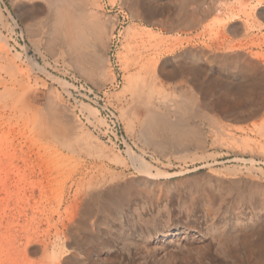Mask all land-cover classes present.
Segmentation results:
<instances>
[{
    "label": "bare ground",
    "instance_id": "1",
    "mask_svg": "<svg viewBox=\"0 0 264 264\" xmlns=\"http://www.w3.org/2000/svg\"><path fill=\"white\" fill-rule=\"evenodd\" d=\"M54 1L57 2V0ZM173 1L165 0L161 3L158 0H133L130 14L136 17L142 13L149 22L160 27H168V29L177 21V24H181L184 29L181 33L185 37H163L155 30L128 26L122 36L117 59L114 56L113 71L115 72H112L107 65V59L103 54H92L87 58L85 49L81 45H89V39L94 37L105 49L109 30L108 25L105 28V24L91 20L86 15V10H83L82 3L77 0H74L76 4L79 3L77 5L79 13L76 12V16L67 15L65 8L55 10L57 16L52 24L51 38L47 40V46L48 49L53 50L56 45L55 38L66 37L61 40L75 57L74 59L89 60L87 64H79L78 69L85 79L97 86L98 92L105 91L104 95L108 97L110 91L121 88L118 98L121 102L125 98V101L119 107V116L127 131L135 134L136 140L142 146H153L159 152L157 156L175 154L178 161L191 159L193 163L195 157L187 154L190 143H195L191 145L198 146V149H203L205 145L203 128L198 123L193 127L188 122L191 117L200 118L204 115L199 103L184 96L179 104L180 111L173 113L172 118L169 114L153 110L151 108L154 105L152 104L153 90L146 84L142 74H147L149 68L154 69L156 66L167 76L182 74L189 77L197 75L199 71L201 82L195 85L199 86L200 92L209 96L208 100L213 99L207 102V105L217 106L234 120H241L246 115L255 114L258 109L255 101L263 100L264 68L257 62L244 57L243 54H214L210 53L206 46L205 49H187L176 55L174 60L166 58L159 62L162 55H172L185 43L206 36L204 30L195 33L189 31L196 21L194 16H180L181 10L174 12L175 14H169L168 8L162 6ZM246 1L249 0L238 2L245 5ZM254 1L264 5V0ZM20 7H24L21 15L18 13L20 20L23 22L31 19L30 9L25 8L23 4ZM243 8L246 10L245 6ZM233 14H235L233 7L229 9V12L224 13L228 17ZM257 14L263 22H257L259 36L255 38L257 48L255 55L264 62V7L258 10ZM2 18L3 15L0 13V20ZM63 27H66L64 31ZM237 29L238 27L234 30ZM34 32L29 29L31 36ZM117 33L121 34L120 31ZM222 36L225 37L224 34ZM115 43V36H113L109 53L115 51ZM213 46L216 50H222L223 48L236 49L241 44L217 39L213 42ZM91 67L95 68L96 73L91 70ZM122 72L125 76L124 84ZM105 82L107 83L101 88L100 84ZM67 85L73 87L71 83ZM218 90L220 92L216 93ZM23 94L15 95L14 99L22 103L26 102ZM113 99L115 100L114 96ZM246 101L249 102L247 108L242 110V103ZM69 108L78 119L79 116L75 113L76 107ZM79 108V112L84 116L82 115L83 118L78 121L80 123L83 121L84 126L93 128L97 134H101L104 121L98 118L99 125L102 123L98 127L89 120L90 116L85 115V113L92 114L95 110H90L84 104H79ZM26 111L16 122L22 129V134L3 136L0 148V185L11 199L10 218L17 221L16 225L19 229L17 233H21L18 247L20 257L22 256L21 264H121V250L150 255L157 260V264H172L179 252L183 250L190 252L197 246L194 240L195 235L190 234L188 229L181 230L176 225H169L168 219L160 213L145 220L139 212L135 221L129 219L125 221L120 211V201L128 200V195L131 194L129 192L135 190L140 195L150 198V204L154 205L160 196V187L163 184L160 180L195 172L198 168L187 171V164H178L179 170L168 173L152 167L144 159L146 148L139 147L141 153L138 155L128 146L126 153L136 164L138 174L130 180H122L124 177H121V174L108 168H101L86 160L87 158L81 157V152L76 149L78 142L73 134L75 123L65 107L48 105L40 115L38 110ZM140 115L144 119L141 120ZM138 126L141 130L136 131ZM242 137L244 136L236 138L233 134H228L223 139H213L212 144L218 143L219 146L228 147L231 143H242ZM31 154L34 156V162L29 160ZM213 165L215 164L205 166L210 169L208 174L217 173L211 169ZM237 169L247 174L257 173L260 170L264 174L262 167L257 166L250 159H244L243 155L240 159L234 160V165L225 167L224 171L235 173ZM229 179L232 180H229L230 182L224 179L223 181L217 179L207 181V183L211 181L213 183L209 193L214 194L218 189H221L224 194L234 193L239 188V182L233 180L235 178ZM197 180L196 176L183 177L175 184L186 187L188 196L194 200L200 191ZM235 194L236 200L240 198V195L251 199L256 195L264 197L260 188L249 189L247 196L242 192H235ZM204 196L209 197L206 193ZM113 222L116 224L113 225ZM142 225L143 228H140ZM249 228V234L256 236V241L262 234L264 235V221ZM232 229L235 232L227 237L226 227H220L217 230L210 227L209 250L213 243L217 246L215 251L220 258L230 256L237 261L234 256L235 246L242 236L236 230V226ZM256 241L248 240L247 244H255ZM258 242L264 244L262 239ZM247 253L249 260L254 258L258 261L257 264H264L263 249L249 248Z\"/></svg>",
    "mask_w": 264,
    "mask_h": 264
},
{
    "label": "rangeland",
    "instance_id": "2",
    "mask_svg": "<svg viewBox=\"0 0 264 264\" xmlns=\"http://www.w3.org/2000/svg\"><path fill=\"white\" fill-rule=\"evenodd\" d=\"M60 1L0 0V13L3 15L2 20H0V148L3 136L22 134V129L16 122L27 112L26 110L33 112L38 110V114L40 115L48 105L63 106L75 123L73 134L74 139L78 142L76 149L78 152H81V157L83 159L87 158L86 160L97 164L101 168H108L115 173L121 174V177H124L122 180H130L137 177L138 174L136 164L129 159L126 153L128 146L129 149L138 155L141 153L139 147L146 148L144 159L152 167L168 173L179 170L178 164H187V171L198 168L195 172L185 173L167 180H160L163 184L160 187V196L154 205L150 204V198L140 195L135 190L129 192L131 194L128 195V200L120 201V211L124 215L125 221L128 219L135 221L136 215L139 212H141L145 220L160 213L164 218L168 219L169 225H176L181 230L188 229L190 234L196 236L194 239L197 244L196 249L194 248L190 252H186L185 250L179 252V255L173 260L172 264H257L258 261L254 260L253 256L252 260L248 259L247 251L249 248H261L264 251V244L258 242L260 239L264 241V235L262 234L258 241H256L257 237L249 234V226L252 227L256 223L264 221V197L256 195L255 198L251 199L248 198L247 193L249 189L258 188L262 189V193H264V174L260 170L257 173L247 174L240 169H237L238 171L235 170V173H233L232 171H224V168L234 165V160L236 158L240 159L243 155L244 159H250L257 166L264 169V95L261 102L255 101L258 105L255 114L246 115L241 120H234L223 110L217 108V106L210 107L209 104L207 105V102L213 101V99L208 100L209 96L198 90L199 86L197 85L201 82L199 71H197V75L189 77L182 74L167 76L157 66L154 69L149 68L147 74L142 75L146 84L153 90L154 100L152 104L154 105L151 107L153 110L169 114L172 118L173 113L180 111L179 104L184 96L199 103L200 110L204 115L200 118L191 117L188 122L193 127L198 123L203 128L202 132L205 136L204 148L198 149V146L191 145L195 143H190L187 154L195 157L192 163L191 159L178 161L175 158V154L171 156H157L159 152L153 146H142L136 140L135 134H130L127 131L124 122L119 116V107L125 101V98L123 102L118 98L121 88L110 91L108 97L104 95L106 105L116 112L122 126V131L129 142L124 149L117 148L102 139L100 134H97L93 128L84 126L82 124L84 123L83 121H81L82 123L78 121L84 116L79 112V104H84L90 110H95L94 112L92 111V114L85 113L86 116H90L89 120L95 125L97 124L98 127L102 125V123L99 125V119L102 121L103 118L99 115L96 103H91L85 99L83 92L77 87V83L82 82L97 92L98 88L95 84L85 79L79 72L78 65L87 64L89 60L82 58L74 59L75 57L71 55L62 41L66 37L55 38V48L53 50L48 49L47 40L51 38L52 24L57 16L55 10L65 8L67 15L76 16L77 9H79L77 5L81 2L83 10H86V15L91 20L99 22V24H105V28L108 25L109 39L107 40L105 49L101 47L100 42L95 40L94 37L89 39V45L82 44L81 46L85 49L87 58L91 57L92 54L105 55L107 65H109L112 72H115L113 71L114 56L117 59L122 36L128 26L133 25L145 30H155V32L162 34L163 37H185L181 33L184 29L181 24H177V21L173 23V27L168 29V27H160L149 22L142 13H139L136 17H132L130 10L133 0H77L78 4L74 0ZM63 1L64 3H62ZM158 1L163 3L165 0ZM238 1L174 0L168 5H162L166 9L168 8L169 14H175L174 12L177 13L178 10H181L180 16H194L196 21L189 31L195 33L204 30L206 36L205 38L185 43L172 55H162L159 62L166 58H173L174 60L176 55L185 52L187 49H205L208 47L206 49L214 54H243L244 57L257 62L264 68V62L255 55L257 52L255 38L259 36L257 22H263L257 13L264 5L254 0L246 1L245 5ZM21 4L24 6L25 4L28 5V8L32 12L31 19L23 22L19 19L16 12L17 6ZM243 6L246 7V10H244ZM231 7L234 8L235 14L229 17L228 15H224L225 12H229ZM236 27L238 29L234 30ZM29 29H32L33 32L35 30L33 36L29 34ZM64 29L66 27L62 28L63 31ZM117 31H120L121 34L117 33ZM222 34L225 35L224 38L226 40L237 45L241 44V46L236 49L223 48L222 50H216L213 42L217 39L219 41L225 40ZM113 36H115V45L117 46H115V54L114 52H108ZM91 70L96 73L95 68L91 67ZM124 78L123 73V84ZM107 82L100 84V87L103 88ZM67 83L73 84V87H69ZM219 92L220 90L216 91V93ZM22 93H24L23 95H25L26 100L23 103L14 99L15 95ZM247 103L249 102L242 103V110L247 108ZM259 103L261 104L259 105ZM73 106L76 107L75 113L79 116L78 119L69 108ZM140 119L144 118L140 115ZM139 130H141L140 126L137 127L136 131ZM228 134H233L236 138L244 136L242 137L243 142L240 144L231 143L228 147L219 146L218 143L216 145L215 143L214 145L212 144L213 139H223ZM233 152L236 153L234 154ZM29 160L30 162H34L33 154L30 155ZM207 164H215L211 169L217 173L208 174L207 172L210 169L205 167ZM190 176H196L198 178L197 185L200 186V191L194 200H191L188 196L186 187L175 184L179 179L183 177L190 178ZM229 178H235L233 180L239 182V188L234 193L232 192L231 195L224 194L221 189H218L214 194L209 193L213 187L211 186L213 183L212 181L211 183H207V181L211 179L223 181L224 179L230 182L229 180L232 179ZM235 192H242L247 198H243L240 195V198L236 200ZM204 193L209 197L204 196ZM257 203L260 204L257 205ZM11 205L10 197L0 185V233L2 234L0 235V264H21L20 258L22 256L20 257L18 252L20 243L19 234L21 235V233H17L19 231L16 225L17 221L12 217L10 218L9 211L12 207ZM115 224L113 222V225ZM234 226H236V230L242 236L240 242L235 246L234 256L237 258V261L230 256L229 258H220L215 251L217 246L212 243L209 250L208 242L210 227L214 228V230L226 227V236L230 237L235 232L232 229ZM141 227L143 228V225ZM140 228L138 229L140 230ZM248 240L256 241V243L247 244ZM120 253L122 255L121 264H157V260L150 257V255L147 256L125 250H121Z\"/></svg>",
    "mask_w": 264,
    "mask_h": 264
},
{
    "label": "built area",
    "instance_id": "3",
    "mask_svg": "<svg viewBox=\"0 0 264 264\" xmlns=\"http://www.w3.org/2000/svg\"><path fill=\"white\" fill-rule=\"evenodd\" d=\"M77 87L83 92L86 100L91 103H96L98 107L99 115L104 120V125L101 127L100 134L102 139L117 148L124 149L129 142L122 131V126L116 112L106 105V98L104 97L105 91L97 92L82 82L77 83Z\"/></svg>",
    "mask_w": 264,
    "mask_h": 264
},
{
    "label": "crops",
    "instance_id": "4",
    "mask_svg": "<svg viewBox=\"0 0 264 264\" xmlns=\"http://www.w3.org/2000/svg\"><path fill=\"white\" fill-rule=\"evenodd\" d=\"M21 5H19V6H17V8H16V12H17V16L19 17V15H21V11L24 9V7L23 8H21L20 7ZM28 7V5H26L25 4V8H27ZM31 11V10H30ZM18 13H19V15H18ZM19 19H21L20 17H19ZM27 21V20H26Z\"/></svg>",
    "mask_w": 264,
    "mask_h": 264
}]
</instances>
